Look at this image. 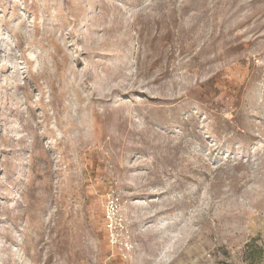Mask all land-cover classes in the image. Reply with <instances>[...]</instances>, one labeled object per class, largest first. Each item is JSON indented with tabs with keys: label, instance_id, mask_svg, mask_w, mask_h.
I'll return each mask as SVG.
<instances>
[{
	"label": "rangeland",
	"instance_id": "rangeland-1",
	"mask_svg": "<svg viewBox=\"0 0 264 264\" xmlns=\"http://www.w3.org/2000/svg\"><path fill=\"white\" fill-rule=\"evenodd\" d=\"M0 264H264V0H0Z\"/></svg>",
	"mask_w": 264,
	"mask_h": 264
}]
</instances>
